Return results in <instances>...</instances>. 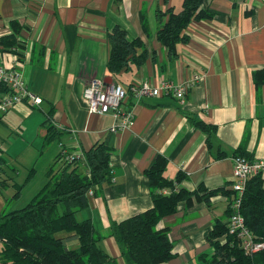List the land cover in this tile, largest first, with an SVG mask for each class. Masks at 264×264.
<instances>
[{"label": "crops", "instance_id": "0c3cea01", "mask_svg": "<svg viewBox=\"0 0 264 264\" xmlns=\"http://www.w3.org/2000/svg\"><path fill=\"white\" fill-rule=\"evenodd\" d=\"M182 1L0 0V37L12 32L11 21L21 28L19 47L12 52L0 49V62L10 64L17 59L14 68L27 90L41 99L39 105L29 100L13 105L0 116V124L18 129L28 141L34 137L27 133V117L33 108L41 111L43 119L36 124L33 136L40 140V158H49L43 169L44 183L62 147L84 152L95 142H104L111 148L112 180L89 195L80 219L92 221L104 235L102 247L119 264L124 261L114 238L107 234L108 228L112 221L151 206L144 171L155 155L167 159V177L185 174L183 185L188 189L204 184L231 190L234 155L264 159V85L257 86L252 79V72L264 66L263 0H206L204 6L215 12L213 18L192 21L185 29L189 40L178 45L177 56L172 58L156 39L166 19L159 20L157 13L169 8L178 11ZM117 25L126 30L129 39L139 38L148 55L141 65L131 64L113 75L107 68L106 36ZM201 74L187 89L183 103L169 94L140 99L127 95L124 105L134 111V121L118 131L109 129L114 122L110 111L89 113L82 96L84 86L93 78L128 88L145 80L153 85L160 80L180 83ZM50 107L61 135L43 147L46 130L41 123ZM189 117L214 124L210 150L205 134ZM218 154L223 155L215 158ZM56 162L58 171L64 164ZM34 169L29 182L38 175L37 167ZM3 176L7 177L5 186L15 185L14 174ZM262 177L264 180V174ZM227 203V197L218 193L209 204H195L187 212L181 209L163 217L157 227L167 228L175 256L161 264H206L200 256L213 252L206 234L215 219L226 220ZM67 237L65 245L75 248L77 238L69 243Z\"/></svg>", "mask_w": 264, "mask_h": 264}, {"label": "trees", "instance_id": "16d2710c", "mask_svg": "<svg viewBox=\"0 0 264 264\" xmlns=\"http://www.w3.org/2000/svg\"><path fill=\"white\" fill-rule=\"evenodd\" d=\"M205 2L183 0L180 10L169 8L157 13L159 20L166 19L157 30L156 39L167 48L170 57H176L178 45L189 40L185 29L192 21L213 18L215 12L205 7ZM10 23L12 32L0 37L2 51L12 52L20 44L18 33L21 28L15 21ZM106 39L107 68L113 75L131 64L139 66L147 58L148 52L143 42L139 38L129 39L126 30L118 25L107 33ZM252 79L257 86L264 85V66L252 72ZM7 92L8 87L0 83V96ZM53 113L54 109L50 107L41 123L46 130L43 147L61 135L53 124ZM189 120L205 134V144L210 150L214 124L192 117ZM110 154L108 145L95 142L84 151L83 159L62 162L63 167L55 171V162L59 160L57 154L55 162L46 172L47 181L26 205L7 212L0 208V264H119L102 247L104 235L95 229L92 221L89 218H76V214L89 204V191L93 194L103 183L111 182ZM222 155L218 154L215 158ZM237 155L245 156L243 153ZM167 165V159L157 154L144 171L151 190V206L110 223L107 234L114 238L124 264H161L172 259L175 256L172 241L166 227H157L159 221L181 209L187 212L195 204H209L210 198L218 193L228 199L224 212L226 220H214L206 234L213 252L201 255L200 259L206 264H264L263 252L245 253L241 240L228 233V218L232 213L229 205L236 193L232 189L209 188L204 184L188 189L183 185L186 176L182 172H178L174 178L166 176ZM7 166L6 159L0 154V188L7 181V177L3 176L7 173ZM34 171V167H31L22 184L15 183L17 190L13 198L19 196L21 188L33 177ZM263 181L262 175L248 179L238 209L254 239L261 241H264ZM163 189L167 190L166 193L162 192ZM61 231L76 235L78 246L68 248L65 245L67 250H64L62 241L65 236H57Z\"/></svg>", "mask_w": 264, "mask_h": 264}, {"label": "built area", "instance_id": "2783aa9c", "mask_svg": "<svg viewBox=\"0 0 264 264\" xmlns=\"http://www.w3.org/2000/svg\"><path fill=\"white\" fill-rule=\"evenodd\" d=\"M20 43V37L18 38ZM2 55V52H0ZM0 55V61H1ZM17 59H12L10 64L0 62V83L8 87V92L0 96V116L13 105L29 100L32 105H39L41 99L27 90L25 80L14 68ZM201 75H194L193 79L185 82L174 83L171 80H160L158 85H153L150 80H145L140 84H131L125 88L119 83L107 84L102 79L93 78L83 88L82 96L86 102L89 113L104 114L108 111L112 113L114 122L109 127L111 131L123 130L134 121V111L124 105L127 95L130 93L140 99L145 96H159L161 94L172 95L180 103L184 102L187 89L202 78ZM59 160L63 163H70L83 159L82 150L67 151L61 148ZM264 174V159H248L242 155L232 157V190L236 193L230 202L232 213L228 218V233L235 235L241 240V245L245 253H264V241L255 240L244 219L239 213L241 194L243 193L249 178L254 175ZM166 189L162 192L166 193ZM88 195H92L89 191Z\"/></svg>", "mask_w": 264, "mask_h": 264}, {"label": "rangeland", "instance_id": "374dc122", "mask_svg": "<svg viewBox=\"0 0 264 264\" xmlns=\"http://www.w3.org/2000/svg\"><path fill=\"white\" fill-rule=\"evenodd\" d=\"M31 110L32 112L30 113V116L27 117V133L34 138H30L28 141L23 140V137H27V135L23 136L18 129L10 130L0 124V137L4 138V141H0V147L5 151V153L2 154L8 164L7 174H14L12 182L20 185L24 181L28 170L31 167H37L38 169V175H36V177L27 185L21 188L20 194L17 198L12 197L17 190L14 185L0 188V207H2V209L6 212L26 205L44 183V180L41 179L43 178L44 166L49 158L47 159V156L40 158V154L38 153L40 140L37 141L36 137L33 136L36 124L43 119V115L38 108H33ZM37 160L39 162H36ZM52 161L54 160H50V162ZM56 163L57 162H55V164ZM12 167H14L17 171H13L14 173H12ZM9 200H12L11 204L8 202ZM81 212H83V210L76 214V218L78 220H80ZM66 235L69 236L67 237L69 243H71L72 238H76V235L72 233L64 231L57 233V236ZM77 246H75V248Z\"/></svg>", "mask_w": 264, "mask_h": 264}, {"label": "water", "instance_id": "95a60500", "mask_svg": "<svg viewBox=\"0 0 264 264\" xmlns=\"http://www.w3.org/2000/svg\"><path fill=\"white\" fill-rule=\"evenodd\" d=\"M105 82V81H104ZM105 83H107V84H111V83H113L112 82V80H110V82H105ZM62 244H63V246H64V250H67V247L65 246V242L64 241H62Z\"/></svg>", "mask_w": 264, "mask_h": 264}]
</instances>
